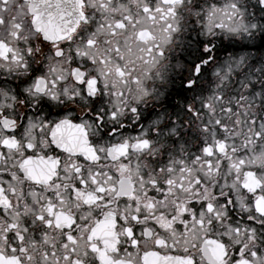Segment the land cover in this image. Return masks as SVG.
Returning <instances> with one entry per match:
<instances>
[{
    "label": "snow or ice",
    "instance_id": "6c2138e0",
    "mask_svg": "<svg viewBox=\"0 0 264 264\" xmlns=\"http://www.w3.org/2000/svg\"><path fill=\"white\" fill-rule=\"evenodd\" d=\"M0 264H264V0H0Z\"/></svg>",
    "mask_w": 264,
    "mask_h": 264
}]
</instances>
